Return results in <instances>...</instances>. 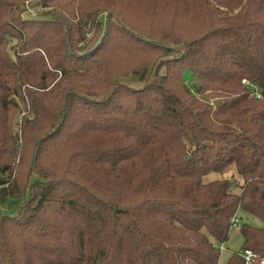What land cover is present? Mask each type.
<instances>
[{"label":"trees","instance_id":"trees-1","mask_svg":"<svg viewBox=\"0 0 264 264\" xmlns=\"http://www.w3.org/2000/svg\"><path fill=\"white\" fill-rule=\"evenodd\" d=\"M238 209L264 264V0H0V264H218Z\"/></svg>","mask_w":264,"mask_h":264},{"label":"rangeland","instance_id":"rangeland-1","mask_svg":"<svg viewBox=\"0 0 264 264\" xmlns=\"http://www.w3.org/2000/svg\"><path fill=\"white\" fill-rule=\"evenodd\" d=\"M27 13L28 12H26V14ZM214 100H215L214 98H210L211 103L214 102ZM231 175L236 176L235 171L231 170V171H228L226 174V176H231ZM218 176L219 174L217 175L215 173H211V174H208L205 178L210 179V178H214ZM3 210L8 211V207L4 205ZM9 212L13 213L14 209H11ZM235 215L239 218V220L237 221L235 227L230 228L231 232H230L228 240L224 242L223 244H221L222 248L220 249V257L218 259V262H219L218 264H227L226 261L229 258V256L241 250L240 245L242 243V237H241V233L239 230V226L241 223L244 222L249 225L262 226V222L259 218H257L253 214L246 213L242 209H238Z\"/></svg>","mask_w":264,"mask_h":264},{"label":"built area","instance_id":"built-area-1","mask_svg":"<svg viewBox=\"0 0 264 264\" xmlns=\"http://www.w3.org/2000/svg\"><path fill=\"white\" fill-rule=\"evenodd\" d=\"M253 93L256 97H260V93L257 90H253ZM239 220V218L237 216H235L232 220V227H235L237 221ZM220 249L222 248V246H219ZM242 256L245 260V262H249L250 258L252 257V252L250 250H244L242 253ZM261 263H264V261L262 260Z\"/></svg>","mask_w":264,"mask_h":264}]
</instances>
